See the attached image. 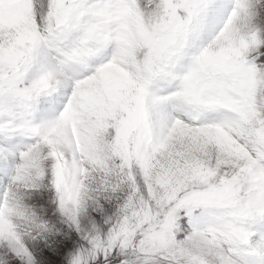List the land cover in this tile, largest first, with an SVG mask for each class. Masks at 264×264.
I'll use <instances>...</instances> for the list:
<instances>
[{
	"label": "snow or ice",
	"instance_id": "snow-or-ice-1",
	"mask_svg": "<svg viewBox=\"0 0 264 264\" xmlns=\"http://www.w3.org/2000/svg\"><path fill=\"white\" fill-rule=\"evenodd\" d=\"M0 264H264V0H0Z\"/></svg>",
	"mask_w": 264,
	"mask_h": 264
}]
</instances>
